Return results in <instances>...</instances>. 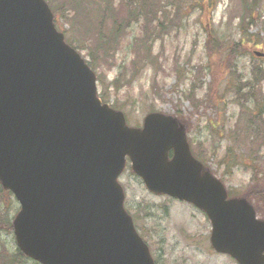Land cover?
<instances>
[{"label": "water", "instance_id": "water-1", "mask_svg": "<svg viewBox=\"0 0 264 264\" xmlns=\"http://www.w3.org/2000/svg\"><path fill=\"white\" fill-rule=\"evenodd\" d=\"M52 18L45 0H0V184L19 203L18 248L42 264H154L123 207L127 157L149 190L205 212L212 248L264 264V219L227 197L183 124L160 111L126 124Z\"/></svg>", "mask_w": 264, "mask_h": 264}, {"label": "rangeland", "instance_id": "rangeland-1", "mask_svg": "<svg viewBox=\"0 0 264 264\" xmlns=\"http://www.w3.org/2000/svg\"><path fill=\"white\" fill-rule=\"evenodd\" d=\"M55 25L91 61L97 92L140 125L159 110L184 124L192 153L264 218V0H47ZM244 14L251 17L242 21ZM90 65V64H89ZM123 206L155 264H237L209 243L210 221L190 203L148 190L127 161ZM18 209L0 188V240ZM18 264H39L20 258Z\"/></svg>", "mask_w": 264, "mask_h": 264}, {"label": "trees", "instance_id": "trees-1", "mask_svg": "<svg viewBox=\"0 0 264 264\" xmlns=\"http://www.w3.org/2000/svg\"><path fill=\"white\" fill-rule=\"evenodd\" d=\"M251 16L252 15H250V14H244V16L242 17V21L248 17H251ZM111 40H114V38H111L110 36H108L106 38V40H104L102 42H98L94 46L93 49L88 50V56H89L90 60H88L87 62L90 64L91 67H92L91 61L94 59V57L96 58V56H94V55H96L95 52L98 53V51H99L100 53L105 54V44L107 41H111ZM1 190H4V189L1 188ZM4 191L7 193H10L7 190H4ZM6 226L8 229H12L11 223L9 220L6 221ZM7 252L8 251L4 248V245L0 240V264H18V263H21L20 258L21 259L26 258L17 247H15L12 251H10L11 254H8Z\"/></svg>", "mask_w": 264, "mask_h": 264}]
</instances>
